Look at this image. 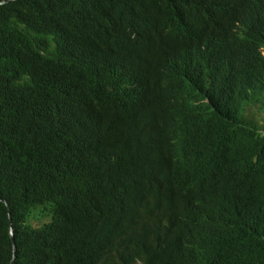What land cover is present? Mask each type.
<instances>
[{
  "label": "trees",
  "instance_id": "1",
  "mask_svg": "<svg viewBox=\"0 0 264 264\" xmlns=\"http://www.w3.org/2000/svg\"><path fill=\"white\" fill-rule=\"evenodd\" d=\"M7 1L0 264L14 244L12 264H133L120 231L163 205L195 233L187 264H264L261 38L234 32L230 0ZM247 60L238 92L218 81Z\"/></svg>",
  "mask_w": 264,
  "mask_h": 264
},
{
  "label": "clouds",
  "instance_id": "2",
  "mask_svg": "<svg viewBox=\"0 0 264 264\" xmlns=\"http://www.w3.org/2000/svg\"><path fill=\"white\" fill-rule=\"evenodd\" d=\"M226 22L236 33H243L251 28V35L261 38L252 57L264 67V3H259L258 0H230L226 5ZM178 27L183 29L184 25ZM169 39H172L171 47ZM178 44L179 38L174 34L162 44L160 51L168 60V64L162 66V69L170 76L179 68L173 56V48ZM249 65V60L233 65L218 73L217 79L228 90L238 92L246 79ZM181 204L176 203L178 208L190 213L191 204ZM170 209V206H160L144 214L141 223L120 231L122 245L118 241L117 254L121 262L141 264L143 259H150L158 264H187L199 253L200 247L194 239L195 233L175 226Z\"/></svg>",
  "mask_w": 264,
  "mask_h": 264
},
{
  "label": "water",
  "instance_id": "3",
  "mask_svg": "<svg viewBox=\"0 0 264 264\" xmlns=\"http://www.w3.org/2000/svg\"><path fill=\"white\" fill-rule=\"evenodd\" d=\"M9 1H13V0H8L7 2H9ZM4 3H5V2H0V5H2V4H4ZM0 198H1L2 200H5L1 195H0ZM5 201H6L7 204H8V207H9V210H10L11 221H12L13 218H12V212H11V204H10V202H9L8 200H5ZM12 233H14V231H13ZM13 239H14V238H13ZM13 249H14V254H13L12 262H13L15 256H16V249H17V247H16L15 244L13 245ZM12 262H11L10 264H12Z\"/></svg>",
  "mask_w": 264,
  "mask_h": 264
},
{
  "label": "rangeland",
  "instance_id": "4",
  "mask_svg": "<svg viewBox=\"0 0 264 264\" xmlns=\"http://www.w3.org/2000/svg\"><path fill=\"white\" fill-rule=\"evenodd\" d=\"M259 97H260V96L255 97V98H254V101L258 102V101H259Z\"/></svg>",
  "mask_w": 264,
  "mask_h": 264
},
{
  "label": "bare ground",
  "instance_id": "5",
  "mask_svg": "<svg viewBox=\"0 0 264 264\" xmlns=\"http://www.w3.org/2000/svg\"><path fill=\"white\" fill-rule=\"evenodd\" d=\"M207 86V85H206ZM210 88V87H209Z\"/></svg>",
  "mask_w": 264,
  "mask_h": 264
}]
</instances>
